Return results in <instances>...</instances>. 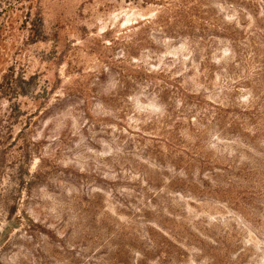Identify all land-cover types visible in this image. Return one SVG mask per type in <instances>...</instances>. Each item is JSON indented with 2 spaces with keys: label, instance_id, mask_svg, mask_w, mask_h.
<instances>
[{
  "label": "rangeland",
  "instance_id": "obj_1",
  "mask_svg": "<svg viewBox=\"0 0 264 264\" xmlns=\"http://www.w3.org/2000/svg\"><path fill=\"white\" fill-rule=\"evenodd\" d=\"M0 264H264V0H0Z\"/></svg>",
  "mask_w": 264,
  "mask_h": 264
}]
</instances>
